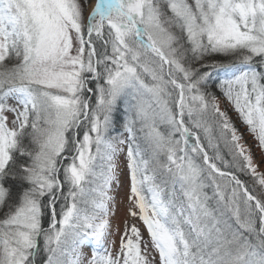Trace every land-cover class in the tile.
Returning <instances> with one entry per match:
<instances>
[{
  "label": "snow or ice",
  "instance_id": "1",
  "mask_svg": "<svg viewBox=\"0 0 264 264\" xmlns=\"http://www.w3.org/2000/svg\"><path fill=\"white\" fill-rule=\"evenodd\" d=\"M221 97L264 153V0H0V264H264Z\"/></svg>",
  "mask_w": 264,
  "mask_h": 264
},
{
  "label": "rangeland",
  "instance_id": "2",
  "mask_svg": "<svg viewBox=\"0 0 264 264\" xmlns=\"http://www.w3.org/2000/svg\"><path fill=\"white\" fill-rule=\"evenodd\" d=\"M221 108L222 110L227 109L229 111V115L233 119L236 127L239 132L243 136L242 143H244L247 147L251 148L254 163H256L259 167L258 170L264 172V153H262L261 149L257 146L256 141L252 137V134L247 131V125L243 124L240 119L237 117V114L228 107L227 102L223 100L221 97ZM118 165L119 171L118 175L120 177L121 188L118 190L117 194V217L115 220V224L119 225L121 230H123V219L126 218V210H127V200H126V192L129 184V175L127 169V160L124 154L118 156ZM259 191V188H257ZM123 207V208H122ZM140 225L142 234L144 239L147 241L149 239L147 231L144 229L142 223L139 221H133ZM119 233L114 234L113 239L116 241L117 246L119 245ZM149 251H152L151 246H149ZM157 262L159 261V255L156 252H153Z\"/></svg>",
  "mask_w": 264,
  "mask_h": 264
},
{
  "label": "trees",
  "instance_id": "3",
  "mask_svg": "<svg viewBox=\"0 0 264 264\" xmlns=\"http://www.w3.org/2000/svg\"><path fill=\"white\" fill-rule=\"evenodd\" d=\"M217 94L219 95V93H217ZM240 178H241L242 180H244L246 184H247V183H250V180H249V178H248L247 176H245V175H241Z\"/></svg>",
  "mask_w": 264,
  "mask_h": 264
},
{
  "label": "bare ground",
  "instance_id": "4",
  "mask_svg": "<svg viewBox=\"0 0 264 264\" xmlns=\"http://www.w3.org/2000/svg\"><path fill=\"white\" fill-rule=\"evenodd\" d=\"M93 2H94V0H93ZM123 208V207H122Z\"/></svg>",
  "mask_w": 264,
  "mask_h": 264
}]
</instances>
